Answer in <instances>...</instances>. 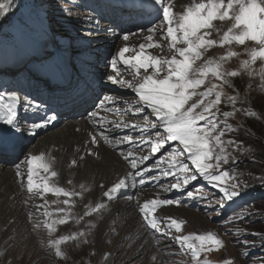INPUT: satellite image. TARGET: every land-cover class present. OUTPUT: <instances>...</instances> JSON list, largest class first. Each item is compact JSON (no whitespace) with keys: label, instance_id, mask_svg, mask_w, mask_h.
I'll return each mask as SVG.
<instances>
[{"label":"snow or ice","instance_id":"snow-or-ice-1","mask_svg":"<svg viewBox=\"0 0 264 264\" xmlns=\"http://www.w3.org/2000/svg\"><path fill=\"white\" fill-rule=\"evenodd\" d=\"M13 0H0V19L7 16ZM137 5L132 2L131 9L135 11ZM140 9H151L148 13V23L139 24V33L129 32L123 35L124 41L129 40V35L143 33V41L138 46L125 44L112 55L106 67L109 72L102 74L106 76V84L116 85L121 89L130 90L134 93L131 102L122 97L103 95L99 98L94 110L87 112L88 122L92 125L93 131L88 132L89 139L85 141L88 151L80 153L78 159L73 158L70 167H76L78 160H84L85 155L97 156L95 149L102 139L104 143L118 153L131 167L124 176L118 178L111 186L106 187L102 193L103 199L94 205H85L87 211L84 216H91L104 210L111 212L110 202L118 199L120 194L129 187L137 184L144 186L148 180L147 173L155 172L151 179L157 182V187L163 191H183L190 181L202 178L205 182L216 188L220 194L218 199L221 207L226 202L234 201L241 194V184L236 182V177L230 170H221L223 164L230 161L235 163L231 152L239 150L240 143L235 140H223L222 137L234 131L227 120L236 111V97L227 96L234 111L220 112L222 96L225 95L223 87L226 85L235 87L230 77H237L239 73L235 70L225 71L224 62L240 55L228 48L224 55L218 59H204V53L214 47L224 48L233 44L243 46L246 42H253L254 47L246 48L248 59L241 61V69L247 71L248 75H260L264 80V0H193L178 17L173 13L172 5L168 0H140ZM162 13V19H161ZM140 19H145L143 12L139 13ZM89 17V21H91ZM215 21L222 24L227 23V29L222 31L215 25ZM166 26V27H165ZM215 32L218 39L212 38ZM167 41L170 57L153 55L149 49H161ZM138 47V51H137ZM132 52L133 55H127ZM203 63L198 64V61ZM261 61L258 72L253 65ZM122 64L121 69L118 65ZM53 79L62 76L66 72V64L61 60H54L43 69ZM142 70V71H141ZM151 70V71H149ZM132 79H125L124 75ZM211 74L219 84L205 86V79ZM203 87L204 90L198 91ZM214 97V98H212ZM123 101V106H121ZM22 103L15 93L0 91V153L9 150L11 144L8 137L19 138L27 130V134L35 136L39 130L54 127L57 121V114L52 110H45L41 115V105L31 102H23V107L28 115L39 117V119H21L17 113V104ZM104 113H116L127 115L131 113L134 117L143 119V126L137 123H124L109 120ZM254 115V113H247ZM223 116L221 120L219 117ZM153 117L154 119H149ZM150 125V127H149ZM123 126L125 129L139 131L144 135L137 140L132 136L109 135L110 130H117ZM80 131L79 128L76 129ZM154 137V138H153ZM90 145V146H89ZM127 145V147H124ZM173 145H175L173 147ZM150 148V154L140 155L144 149ZM231 149V152L229 151ZM168 155V167L162 169L160 160L163 152ZM157 153V158L151 168L142 162L149 161ZM55 157L46 153L26 154L24 159L17 162L14 167L15 177L20 190L27 193L23 201L28 207L29 201L33 202L35 212L29 211L27 219L33 229H46L48 236L47 246L54 251L55 257L65 258L61 250V244L77 237H84L86 233L80 231L73 235H64L52 239L56 231V225H65L70 217L79 223L83 216L76 218L70 209L72 198L81 196L86 191L85 184H79L81 191L74 187L69 190L60 186L57 182H50L52 178L58 177V172L52 165ZM190 162V163H189ZM194 169V170H193ZM42 173L47 175H42ZM173 178L167 185L159 183V178ZM228 181H232L228 184ZM150 182V181H149ZM73 184L72 180L68 181ZM199 190L188 191L187 196L192 199H202L197 195ZM55 197H65L64 200L49 202L44 199L45 194ZM43 200L42 204H36L35 199ZM130 199V197H129ZM49 203L65 205V208H58L56 213H63L54 218L53 211L48 208ZM181 205V201L171 198H152L145 200L138 205L139 218L144 227L149 229L153 236L159 238L168 237L174 240L180 252L190 255L192 264H204L200 256L204 252L220 250L224 247L223 242L212 232L205 234L192 233L187 235H171V230L176 233L182 232L184 220H177L172 217L161 219L156 215L157 209L161 206ZM43 209V211H41ZM34 216L36 219L34 220ZM40 217H43L41 220ZM237 220H243V215H238ZM89 224L88 227H94ZM239 237V231L236 233ZM252 235H259L252 233ZM87 241L85 240V243ZM239 243L248 245L247 240H239ZM107 259V254H105ZM157 259L155 255L151 257ZM230 264V262H226Z\"/></svg>","mask_w":264,"mask_h":264},{"label":"rangeland","instance_id":"rangeland-1","mask_svg":"<svg viewBox=\"0 0 264 264\" xmlns=\"http://www.w3.org/2000/svg\"><path fill=\"white\" fill-rule=\"evenodd\" d=\"M178 1H180L178 6H182L183 11L190 6V0ZM105 4H109L108 1L20 0L11 6L7 16L0 19V36L3 40L8 36V39L5 40L6 44H0V88L3 87L0 91L13 93L12 90L14 87L19 88L21 85H24L25 89H32L35 87L33 86L35 83L37 84L36 88L43 85V90H45L48 85L38 80L39 75L37 73L39 71H37V68L50 64L61 52H65L67 56L71 57L70 62L80 63L79 67L82 71L85 69H95L97 61L101 63L105 59L107 61L110 60V57L114 55L115 49L122 37L121 35L114 34L115 38L111 46L100 43L101 38H104L102 40L104 42L109 39V31L113 30V27L116 25L115 23L119 21L113 13L108 15L106 13L104 17H98L97 11L99 8L107 9ZM121 6L122 5L118 2L111 7L113 11L120 13ZM19 12L20 14H18ZM141 12L143 11L139 8L138 11H136V15H139ZM173 13L177 17L181 14L174 11ZM21 14L23 17H21ZM143 14H145V12H143ZM89 17L92 18L91 21H89ZM98 21L102 29L105 27L104 32L103 30L100 32L99 30L95 31ZM214 23L218 28H221L222 31L227 29V23L222 24L219 21H215ZM87 25L88 27L94 25V29L92 30H94L95 33L90 32L91 30L88 29ZM116 29L120 32L118 28ZM212 38L218 39L215 32H213ZM89 43H92V47L96 48L97 56L91 55L93 50L91 52L89 50H84V45ZM254 46V43L249 41L243 46L235 44L225 46L224 48L217 46L204 53L205 60L218 59L221 55L226 53L229 47H231V50L240 54L223 64L225 71L235 70L239 75L229 78L235 87V91L232 87L225 85L223 87V92L225 94L222 96L223 102L218 106L221 113L224 111L233 112L234 109L231 102L227 101V96L231 95L236 97L235 108L242 109V111H236L234 115L227 120L234 131L222 137L225 141L231 139L241 142L238 151L231 152V149H229L231 155L235 158V163L230 161L228 164H223L221 167V170H224L227 166H230L229 170L235 175L236 182L241 184L242 190L240 196L234 198L232 204L226 202L225 205L221 207V203L218 199L220 194L209 193L198 189L196 185L200 183H195V181H190L187 188L183 191H166L165 195H162L158 192H163V190L157 187V182L152 181L150 176H148V180L144 186L137 184L135 189L136 191H152L154 195L151 196L150 199L155 196L179 200L181 201L180 207H185L184 209L191 213L188 217L190 220H194V222L190 221V224L187 223V225H183L181 233H176L175 229H172L171 235L173 237L176 235H187L192 233L205 234L207 232H212L223 242L224 247L222 249L201 254L200 260L203 261L204 264H226V262H230V264H264V205L260 204L264 202L261 201L263 196L249 203H244L245 200L242 199L255 189L253 193L259 196V190L263 187L262 182H264V171L256 172L251 169H243V166L247 162H257L251 155L256 143L254 141L250 142L245 133L250 132L251 136H254V138L259 141H257L258 145L264 148V80H262L261 76L258 74L250 77L247 71L240 67L241 61L248 59L245 49ZM65 50H67V52ZM38 52H40V55L34 54ZM88 52H90V54H88ZM127 55H133V53L129 52ZM197 63H203V60ZM261 64L262 62L258 60L256 64L253 65V68L258 72ZM121 66L124 67L122 64ZM12 68H15L14 74L13 77H9L7 70H11ZM66 69H68L67 64ZM85 71L91 72L90 70ZM73 74L76 76L75 78H77V74L75 72H73ZM68 76H70L69 73ZM52 80L53 78L48 75L47 81L49 84ZM71 81L73 82L74 78L71 77L69 82ZM213 83L219 84L220 81H217L213 76H208L205 79V86H211ZM79 88L80 87H78V89ZM202 90H204L203 87L198 91ZM34 93L37 94L38 92L35 91ZM95 93H97V91H94L93 94ZM27 94L28 93L24 91H20L18 94L21 97L20 100H24L22 98H33V96H27ZM247 113H254V115H248ZM219 118L221 120L224 119L222 115ZM251 119L257 120L259 124L255 125V123L251 122ZM249 122L252 123V127H247L246 124ZM258 127L261 128L260 131L262 135L258 132ZM251 129L254 133L251 132ZM28 146L29 143H26L23 147L20 146L17 155L21 152H25ZM167 157V152H163V158L166 159ZM163 158H161V160ZM172 180L173 178L171 177V179L162 182L159 181V183L167 185ZM231 182L232 181H228V184ZM194 189L199 190L197 195L203 197L202 199H192L187 196V192L193 191ZM135 190L132 191L131 194H136ZM162 207L169 208V206H161V208ZM161 208L157 209L156 215L163 219V217L158 214ZM193 215L198 217L197 221L194 219ZM238 215H243L244 219L237 220L236 217ZM56 216L58 215L56 214ZM81 216L85 219L90 217L84 216V214ZM90 220L91 218L80 225L81 227L85 226L87 228L82 230L87 233L86 236L77 237V239L61 244V250L65 253L64 259L55 257L54 251L48 248L47 241L50 237L48 236L47 230L43 228L34 230L31 225L32 230L27 234V239H19L17 237L14 241V245L11 247L9 245H4L2 239H0V264H160L159 258L162 257L164 261L161 264H192L190 257H179L177 255L179 248L174 240L168 237L158 239L157 237L159 234L153 236L152 232L149 230V233L159 242L156 254L157 263L151 259L152 256L143 253L146 252L145 248L141 249L140 246L127 242V240L123 238L124 232L121 230L113 231L106 240L99 239L97 234L93 232L92 227H88L89 224H92ZM75 222L76 220L72 219V225L71 223L68 224L69 226L67 229L69 230L67 235L76 234V231L80 228V226H75L77 225V222ZM57 227H62V225H56V228ZM196 228H201L199 229L200 232H195ZM1 229L2 226L0 225V231ZM65 229L63 232H66ZM238 231L240 233L239 237L236 235ZM60 232L62 233V231L58 230L57 234L55 236L52 234L51 238H59L56 236L61 235ZM91 232L93 233L91 234ZM252 233H258L259 235H252ZM28 237L36 239L34 247L27 243ZM238 239L247 240L249 244L244 245L243 243H239ZM85 240L87 241L86 243ZM105 254H107V259H105Z\"/></svg>","mask_w":264,"mask_h":264},{"label":"bare ground","instance_id":"bare-ground-1","mask_svg":"<svg viewBox=\"0 0 264 264\" xmlns=\"http://www.w3.org/2000/svg\"><path fill=\"white\" fill-rule=\"evenodd\" d=\"M105 1H108V3L110 4V5H106L107 8L115 5L118 2H121L122 4V8L120 10V16L117 17L119 21H117L116 23L114 22L116 25L115 27H113L114 28L113 30L109 31L108 33L109 39H107L105 42L102 41L104 38L100 39L101 40L100 43H105L107 46H111L112 41L115 38L114 34H118L121 35V37H123V35L129 34V32L139 33L140 29L138 25L146 24L148 23V19H150L148 13L152 11L151 9H143L145 11V19H140L139 15H136L135 12L136 10L133 11L131 9L132 2H134L137 5V8H139L140 0H105ZM168 2L172 5V10L174 12L182 13L183 11L182 6L181 7L178 6L180 1L168 0ZM189 2L191 5L193 3V0H190ZM123 7L125 8L123 9ZM104 10H106V12L109 11V9L106 8H99L97 12L103 15ZM99 21H98V25H96L95 31L99 30L100 32L103 30L104 32L105 27L102 29L101 25H99L100 24ZM93 26L91 25L88 27L87 25L88 29L91 30L90 32L95 33V31L92 30L94 29ZM116 28H118L120 32H118ZM143 35H144L143 33L139 35H129L128 41H124L121 38V41L119 42L117 48L115 49V53L117 52V49L124 46L125 44H127L130 47L138 46L139 43L144 42ZM162 44L164 45L163 50L149 49L147 51H150L153 55L170 57L171 53L168 51L167 41L166 42L162 41ZM92 46H93L92 43L86 44L84 45L85 47L84 50L85 51L89 50L90 52L93 50V53L91 55L97 56L96 48ZM65 51L67 52V50ZM137 51H138V47H137ZM90 52H88V54H90ZM34 54L40 55V52ZM55 59L56 60L62 59L65 62V64L68 62V56L65 52H61L58 57L53 59V61ZM107 62L108 61L106 59L101 63L97 61L96 68L85 69L91 71V72H86L85 70L82 71L80 69L79 67L80 63L77 64L71 61L69 62L70 65L68 71L70 76L74 78V80L76 79L77 81H73V82L71 81L67 83L65 81V79H68V77L66 78V76H68L67 74L65 76L62 75L55 78L45 90H43L44 89L43 85H41V87L39 88L37 87L38 88L37 89L36 83L33 85L35 87H33L32 89L30 88L25 89L24 85H21L19 88L14 87V89L12 90L13 93H15L20 99L21 97L18 95L20 91L22 92L24 91L28 93L27 96H33V98L31 99L22 98L24 99L21 100L22 103L17 104V113L21 119H27V120L39 119V117H33L25 112V109L23 107V102H31L36 105H41V115H42L46 109L45 105H43V103L41 102L43 98H45L50 105H52L54 108L57 109L59 115L57 114V121L54 127L50 126L49 128L41 129L38 131V133L35 136L28 135L27 130H25L22 136L16 138L19 140V147L20 146L23 147L26 143H29V146L27 150H25V152H21L19 155H15L13 157H8L7 155L0 153V225L2 226V229L0 231V239H2L4 245H9L11 247L12 245H14V241L16 240L17 237L19 239H25V238L27 239L28 236L27 234L32 230L31 228L32 224H30L27 219V213L29 211L35 212L36 209L32 201H29L28 207H25L23 201L27 197V193L20 190L19 184L17 183L15 177L16 169L14 167V165L17 162L24 159L26 154L46 153L50 157H55V162L53 163L52 167L54 170L58 172L59 175L56 178H52L50 182H57L60 186L69 190H71L75 185V190L78 192L81 191V189L79 188V184L81 183L85 184V188L87 190L83 191L81 196H76L72 198L73 206L71 207L70 211L72 215L75 216L76 218H79L82 214H84L85 211H87L85 205H89V204L94 205L96 202H100L103 199L102 193L106 187L111 186V184L114 183L118 178L124 176L128 171H131L130 165L121 156H119L116 151H114L112 148H109L102 139H100L99 146L95 149V151L98 153L97 156L85 155L84 160H78L79 166L76 167L69 166L73 158L78 159L79 154H84L88 151V147L85 146V141L89 139L88 132L93 131L92 125L88 122L87 114L82 116L80 115V112H78L77 115L80 116L75 117L76 114L75 111L81 107L91 110L95 105V102L99 104V98L102 97L103 95L122 97L124 100H127L128 102H131L132 98L135 95L130 90L121 89L116 85H111L110 83H107V85L105 86L106 76H102V74L110 71V69L106 67ZM118 66L121 69H123L121 64ZM44 67L39 66L37 68L38 69L37 71H39L37 73L39 75L38 80H41L42 83H45L44 77L48 76L46 75L47 73L43 70ZM14 70L15 68H12L11 70L10 69L7 70V72L9 73V77H13ZM73 72L77 74V78L79 79L75 78L76 76L73 74ZM122 74L124 75L125 79H129V80L132 79L131 76H128L124 73ZM71 77L69 78L71 79ZM78 87L80 88L78 89ZM1 89H3V87H1L0 90ZM81 89L83 90V92L74 93V91ZM35 91H37L38 93L35 94L34 93ZM58 91L64 94V96L60 99H57V97L59 96L58 93L54 94V92H58ZM94 91H97V93L93 94ZM93 99L95 102L93 101ZM121 106H123V101H121ZM54 112L56 113V111ZM104 115L109 120L114 122H119L121 123V125H123L124 123H137L143 126L144 123L142 117L136 118L131 113L127 115H119L116 113H104ZM77 128L80 129L79 132L76 131ZM108 134L112 136H121V137H123L124 135H129L137 140L141 139V137L144 135L139 131H132L129 129H125L123 128V126L117 130H110ZM11 139L15 140V138L8 137L9 143ZM78 147L81 150L79 154L76 152V149ZM124 147H127V145H125ZM138 154L140 155L150 154V148H146L142 152H139ZM157 158H160V153H157L156 156H153L149 161L142 162V166L146 164L147 167L151 168ZM168 163H169L168 158L165 163H163V161L160 160L161 168L167 169ZM157 171L158 170L154 169L152 173H147L146 175L147 177L150 176L151 179L152 175ZM42 175H47V174L42 173ZM170 178L171 176H169L167 179L160 177L159 181L162 182ZM69 180H72L73 184H69L68 183ZM101 184L105 185V188H101L100 187ZM135 189L136 186L125 189L120 194V197L118 199L110 202L109 204V208L111 209L110 213L106 210L100 213H94L90 217L86 219L83 218L82 220H80L79 223H77V225L75 226L78 227L81 224H83L87 219L91 218L90 220L91 223L95 225L94 227H92V230L94 233L97 234L99 239L106 240L110 236V234L113 233V231L121 230L124 232L123 238L127 240V242L134 243L137 246H140L141 249L145 248L146 252H143L145 254H148L150 256L153 255L157 256L156 254L158 251L159 242L149 233V229L144 227L143 222L141 221L137 213L138 205L143 201L150 199V197L153 196L154 194H152V191H146V190L136 191ZM134 190L136 191V194H131L132 191ZM165 192L166 191L163 192L160 191L158 193L165 195ZM153 198H157V197L154 196ZM44 199L48 200L49 202L57 199L62 201L65 199V197L63 196L55 197L49 193V194H45ZM35 203L42 204L43 200H40L37 197L35 199ZM65 207L66 206L63 205L62 203L59 204L49 203L48 205L49 210L53 211L54 213V218L56 217V214L63 215V213H56L55 210L58 208H65ZM182 207L177 205L169 206V208L162 207L158 214L163 218L172 217L177 220H184L185 221L184 225H187V223L190 224V221L194 222V220H190V218L188 217L191 215V213L185 210L184 209L185 207L184 208ZM41 211H43V209H41ZM193 217L197 221L198 217L194 215ZM33 219L35 220L36 217L34 216ZM40 219L42 220L43 217H40ZM71 222H72V218L70 217L69 222L66 225L64 226L62 225V227L56 228V231L53 233V236L57 234L58 230L62 231V233L60 232L61 235H57L56 237L67 235V232L69 230L67 229L69 226L68 224H70ZM64 229L66 232H63ZM84 229L87 228L85 226L82 227L80 226V228L76 231V234ZM199 229L201 228H196L195 232H200ZM93 232H91V234ZM27 243L31 244V246L34 247V245L36 244V239L35 238L32 239L28 237ZM155 261L158 263L157 259ZM163 261H164L163 257L159 258L160 264L163 263Z\"/></svg>","mask_w":264,"mask_h":264},{"label":"trees","instance_id":"trees-1","mask_svg":"<svg viewBox=\"0 0 264 264\" xmlns=\"http://www.w3.org/2000/svg\"><path fill=\"white\" fill-rule=\"evenodd\" d=\"M19 1L20 0H13L12 6L14 4H16L17 2H19ZM18 14H20V12ZM21 17H23L22 14H21ZM0 34H1V32H0ZM2 40H3V38H1V36H0V41H2ZM251 122L255 123V125H258L259 124L257 122V120H252L251 119ZM251 122H249V123L246 124L247 127H252V123ZM260 129L261 128L258 127V132L260 133V135H262V132L260 131ZM251 132L254 133V131L252 129H251ZM245 134H246V136H247V138H248V140L250 142L251 141H254L256 143L255 144V147H254V151H253V153H251V155L255 158V160L257 162L249 161V162H247L243 166V169H247V170H250L251 169V170H254L256 172L264 171V148L261 145H258V143H257L258 140L255 139L254 136H251L250 132H246ZM262 185H263V190H264V182H262ZM261 201L263 202L264 201V198H262ZM260 204H263L264 205V202L263 203H260Z\"/></svg>","mask_w":264,"mask_h":264}]
</instances>
